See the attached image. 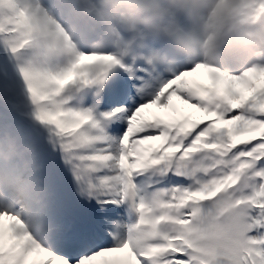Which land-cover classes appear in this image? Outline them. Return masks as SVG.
Listing matches in <instances>:
<instances>
[{"label": "snow or ice", "instance_id": "1", "mask_svg": "<svg viewBox=\"0 0 264 264\" xmlns=\"http://www.w3.org/2000/svg\"><path fill=\"white\" fill-rule=\"evenodd\" d=\"M16 7L80 44L43 67L0 32V126L40 125L46 189L31 228L0 203V264H264V56L210 65L119 25L105 39L83 0Z\"/></svg>", "mask_w": 264, "mask_h": 264}, {"label": "clouds", "instance_id": "2", "mask_svg": "<svg viewBox=\"0 0 264 264\" xmlns=\"http://www.w3.org/2000/svg\"><path fill=\"white\" fill-rule=\"evenodd\" d=\"M261 4L264 5V0H261ZM245 28L252 30L244 31ZM224 51L237 52L245 61L264 56V6L242 8L236 0H226L223 7L217 10L205 44L189 49L185 56L219 65ZM27 209L22 205L20 211L23 222L31 228L37 217L28 215Z\"/></svg>", "mask_w": 264, "mask_h": 264}, {"label": "rangeland", "instance_id": "3", "mask_svg": "<svg viewBox=\"0 0 264 264\" xmlns=\"http://www.w3.org/2000/svg\"><path fill=\"white\" fill-rule=\"evenodd\" d=\"M37 18V20H38V24H39V28H42L43 26H45L46 25V22H50V19L48 18V17H44V18H42L41 16H37L36 17ZM19 23H21V20H16L15 22H13V29H14V27L16 26V25H18ZM12 27H10V29H11ZM49 30V29H48ZM48 30L47 31H45L46 33L48 32Z\"/></svg>", "mask_w": 264, "mask_h": 264}, {"label": "bare ground", "instance_id": "4", "mask_svg": "<svg viewBox=\"0 0 264 264\" xmlns=\"http://www.w3.org/2000/svg\"><path fill=\"white\" fill-rule=\"evenodd\" d=\"M20 209V208H19Z\"/></svg>", "mask_w": 264, "mask_h": 264}]
</instances>
